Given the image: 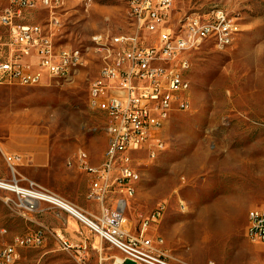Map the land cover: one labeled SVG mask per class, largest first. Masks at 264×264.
<instances>
[{
  "label": "rangeland",
  "instance_id": "rangeland-1",
  "mask_svg": "<svg viewBox=\"0 0 264 264\" xmlns=\"http://www.w3.org/2000/svg\"><path fill=\"white\" fill-rule=\"evenodd\" d=\"M9 7L0 0V15ZM218 9L235 19L239 32L227 49L206 42L189 55L191 109L167 121L161 130L165 149L156 159L136 156L140 180L128 215L136 219L166 203L163 222L149 235L163 238L176 262L262 264L264 245L249 242L246 228L249 212L264 207V0H176L170 26ZM128 11L129 0H65L53 17L55 43L80 49L85 65L64 79L46 78L39 87L0 86V143L45 146L57 169L80 152L92 162L105 159L106 116L87 104L89 85L103 64L93 39L133 33ZM52 16L39 9L19 23L45 25ZM6 156L0 151V182L13 183ZM24 164L16 168V187L34 182L50 190L62 181ZM81 226L82 235L64 236L75 246L86 244L83 262L61 251L55 234L43 247L22 250L20 264H113L121 256ZM32 229L19 196L0 187V254Z\"/></svg>",
  "mask_w": 264,
  "mask_h": 264
},
{
  "label": "built area",
  "instance_id": "built-area-1",
  "mask_svg": "<svg viewBox=\"0 0 264 264\" xmlns=\"http://www.w3.org/2000/svg\"><path fill=\"white\" fill-rule=\"evenodd\" d=\"M8 1L10 7L0 15V86L39 87L46 78L64 79L84 67L80 66V49L61 48L55 43L57 21L53 17L62 7L60 0ZM129 1L133 33L93 39L103 64L89 85L87 104L106 116V160L93 167L89 155L80 152L68 163H78L81 172L92 176L88 199L99 205V214L78 209L56 194L37 189L34 183L16 190V168L24 161L21 155L6 157L14 182H0V187L19 196L24 216L38 213L41 203L67 212L119 251L121 256L113 264H190L176 262L164 239L149 235L163 222L166 203L138 213L136 219L128 215L140 174L134 164L140 153L148 160L156 159L165 149L162 121L191 109L187 95V73L192 67L189 55L206 42L219 50L227 49L239 32V24L218 9L206 16L185 17L177 27H171L176 0ZM39 9L53 15L48 24L19 23L26 20V14ZM113 191L118 197L110 206ZM246 238L252 244L264 245V207L249 212ZM56 241L61 251L83 262L86 246H75L62 236ZM46 242L47 236L41 231L18 236L1 252L0 264H16L20 250L40 248Z\"/></svg>",
  "mask_w": 264,
  "mask_h": 264
},
{
  "label": "crops",
  "instance_id": "crops-1",
  "mask_svg": "<svg viewBox=\"0 0 264 264\" xmlns=\"http://www.w3.org/2000/svg\"><path fill=\"white\" fill-rule=\"evenodd\" d=\"M34 146L36 147L15 148L8 146L7 143L1 142L0 151L5 156L24 154L27 157L26 161H23L26 166L41 172H54L58 177L60 176L62 181H59L55 187H50V190H45V188L37 183L28 182L34 183L37 189L40 188L39 190H45L60 196L71 205L79 207V209L89 214L98 215L100 212L99 205L88 199L92 176L88 173L81 172L77 167H68L67 164H62L57 169V164L52 158L49 148L38 144ZM103 161L104 156L102 162L91 161L90 164L93 167H98L102 165ZM117 197V192L113 191L109 201L110 206H114ZM24 217L32 223L33 229L30 232H44L47 236V240L49 235L55 236L56 234V236L62 235V237H65L64 235L75 232L82 235V231L85 230L81 224L72 218L67 212L47 203H41L39 205L38 213ZM81 246H86V244L82 243ZM22 250L19 252V260L16 264H20Z\"/></svg>",
  "mask_w": 264,
  "mask_h": 264
},
{
  "label": "bare ground",
  "instance_id": "bare-ground-1",
  "mask_svg": "<svg viewBox=\"0 0 264 264\" xmlns=\"http://www.w3.org/2000/svg\"><path fill=\"white\" fill-rule=\"evenodd\" d=\"M60 1H61V4H62V5H63L64 2H65V0H60ZM129 11H130V1H129ZM233 36H234V35H233ZM84 65H85L84 55H81V57H80V66H84ZM79 69H80V68H79ZM79 69H78V70H79ZM190 92H191V83H189L188 88H187V95H188V96H190ZM166 123H167V121H162V123H161V130L164 129ZM108 145H109V138H107V147H108ZM106 156H107V151H106L105 159H104L103 163H104L105 160H106ZM73 165H75V166L77 165V166H78V163H70V166H73ZM139 180H140V176L138 175V176H137V182H136V185L138 184ZM16 190L19 191V190H20V187H16ZM136 193H137V190H136Z\"/></svg>",
  "mask_w": 264,
  "mask_h": 264
}]
</instances>
